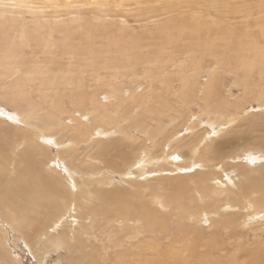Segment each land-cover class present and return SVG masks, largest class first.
Returning <instances> with one entry per match:
<instances>
[{
  "label": "bare ground",
  "instance_id": "1",
  "mask_svg": "<svg viewBox=\"0 0 264 264\" xmlns=\"http://www.w3.org/2000/svg\"><path fill=\"white\" fill-rule=\"evenodd\" d=\"M107 3L98 0L95 9ZM220 5V0H167L148 7L163 10L162 20L137 39L106 15L83 30L74 26L80 17L73 12H66L67 21L54 15L23 30L14 24L26 26L20 22L24 17L0 10V26L9 29L0 30V41L12 44L0 51L11 67L0 58V68L7 76L19 75L10 86L14 91L0 92V100L15 110L6 116L24 125L3 126L0 119V227L20 233L39 263L63 251L71 259L67 264H264V241L253 251L239 243L251 258L231 251L234 237L254 224L246 218L264 217V115L253 114L244 124L263 134L253 142L244 139L242 148L225 151L239 135L212 142L233 124L238 128L239 116L249 114L253 103L264 107V15L243 13L240 20L248 28L241 29L232 14L219 12ZM42 54L65 56L67 62L38 60ZM87 70L95 75L84 78ZM101 72L107 76L105 90L85 85L84 79L103 78ZM237 89L241 94L234 97ZM102 95L110 99L109 113L101 109ZM129 100L131 110L124 112ZM197 102L195 114L191 106ZM204 120L218 127L214 137L196 131ZM123 138L128 141L116 145ZM50 143L66 149L51 156ZM81 144L95 148L86 161L74 153ZM20 147L25 168L17 173L9 169L18 166L10 154ZM241 153L260 166L239 173L237 165L224 163ZM178 155L191 161L178 165ZM196 162L201 171L190 168ZM5 241L0 235V264H20Z\"/></svg>",
  "mask_w": 264,
  "mask_h": 264
},
{
  "label": "rangeland",
  "instance_id": "2",
  "mask_svg": "<svg viewBox=\"0 0 264 264\" xmlns=\"http://www.w3.org/2000/svg\"><path fill=\"white\" fill-rule=\"evenodd\" d=\"M16 1H22L24 4L20 5V7H17L15 5ZM94 1L96 2L98 0H0V10L11 11L12 13H9L10 16H12V14L18 12V14H20V15H17L19 20H21L22 17H24L25 21H20V22L27 24L26 26L21 27L18 23L14 24L15 26L22 28L23 30L37 26L33 22L40 19V18L48 19L54 15L60 16L61 19L63 18L64 20L67 21L68 18L65 15L66 12L67 13L73 12V13L78 14L77 16L80 17V19H78L77 22H74V26H79L80 28L82 27L81 30H83L87 27L88 22L91 23L93 18L95 19V21H92V22L95 24H99L96 21L97 17H103L104 15H106L105 20H107L108 22L110 20H116L117 22L120 21L119 23L123 24L124 28L125 27L127 28L126 31H124V32L126 33L128 31V33L131 32L132 34H137L138 37H137V35H132L134 38L137 39V38H139V35L140 36L144 35L143 33H141L142 31H145L148 27H152V25L154 23H157L160 20H162V13H160V12H162L163 10L160 12H155L156 10H151L148 7L155 8V7L159 6L160 3H162L163 1H167V0H107L108 3L106 5V7L100 8V9L97 8L98 10L95 9L97 6L95 5ZM245 1H248V2L246 3ZM27 2H29V3H27ZM220 3L221 4L223 3V6L221 8V5H220V8L218 9L219 12L220 13L223 12L224 16H230L232 14L235 21L232 22V20H231V22L232 23H234V22L239 23L240 25L238 24L237 26L241 29L248 28V27H245L243 25L245 21L240 20L242 15L251 12V15L255 18L256 15L258 13H260L262 10H263L262 11L263 13L261 12L260 14L264 15V0H220ZM237 3H239V4H237ZM229 7H230L231 11H229L230 10ZM234 7L235 8L238 7V9H236L237 11L233 10ZM247 8H248V10H246ZM249 8H251V9H249ZM76 10H78L80 12L77 13L78 11L76 12ZM250 10H252V11H250ZM257 10H260V11H257ZM248 11H250V12H248ZM22 12H25V14L21 15ZM228 14H230V15H228ZM235 15H237V16H235ZM73 16L76 17V15H73ZM81 21L82 22L85 21L84 26L80 25ZM68 22H69V20H68ZM68 22H66L65 28H68V30H71L72 25H70V24L68 25ZM93 23H91V24H93ZM76 24H78V25H76ZM0 30L6 31L9 29L7 28V25H5V26H0ZM77 30H79V29H77ZM123 30H125V29H123ZM237 30L239 31V29H237ZM252 30H254V28ZM3 39H2V41H0V51H2V50L4 51L5 49H8L9 46L12 45L4 37H3ZM13 39H15V40H13V42H19L20 43L19 38H13ZM56 44H59V43H56ZM14 47H18V46H14ZM97 47L98 46H96V48ZM126 48L128 49V47H126ZM100 49L104 50V47L102 46ZM35 50L38 51L37 49H35ZM22 55H23V57L26 56V59H24L21 56V57H18V60H22L21 58H23L24 60H29L31 58L30 56H27L25 54H22ZM28 55H31V54H28ZM0 58H3V60L5 61L7 69L9 67H11L10 64L12 61H9L7 59L4 52H3V56H2V54H0ZM40 59H42V60L44 59L46 61L51 59V60H53L54 64H59L61 62H67V57L59 56V55L51 56V55H43L42 54V55H39L38 60H40ZM73 62H74V60H73ZM101 70H104V69H101ZM0 72L5 73V76L0 79V92L6 93L7 91L11 90L10 86L14 85L17 82V80L19 79V75L16 74L15 72H12V73H10V75L7 76L6 72L2 68H0ZM102 74H104V72H101V76L103 78H101L100 80L90 81V78L84 79L85 85L91 84L93 86H97L96 89H98V90H101V89L105 90L104 86H105V82L107 81V79H106L107 76H103ZM89 75L93 76L95 74L92 73V71L87 70V73H84L83 77L86 78ZM109 79H111V78H109ZM204 80H205V78H203L202 81H204ZM37 85H38V83L35 84V86L33 84V86L35 87V90H36ZM110 85H112V84H110ZM228 85H229V82L227 80L225 82L224 89ZM154 88H156V86H154ZM92 89H93V87H92ZM143 89H144V86H141L139 88V90L136 91V93L141 92ZM87 90H90V89H87ZM227 90H228V88L225 90V92L223 94L224 97L228 96ZM11 91H14V90H11ZM171 92H174V90H171ZM240 94H241V90L237 89V91L234 92V97H238V96H240ZM128 95H129V92L127 93L126 97L124 98V101L127 100ZM102 96L105 99V101L102 99L100 100L101 101V109L103 111H106L107 113H109L110 111H112V106L109 102L110 99L105 95H102ZM197 96L201 97V94L198 93ZM137 99L138 98H136V100ZM229 100H233V97L230 98ZM143 103H145V100H143L141 102V104H143ZM127 104H129V106H126V109L124 110V112H127V111L129 112L131 110L130 105L132 104V101L131 100L127 101ZM252 106H253L252 109L248 108L249 114H247L245 112V113H243V115L239 116V119L237 120L239 122L238 128L235 127V124H233L232 127L227 129L228 131L226 130L225 132L220 133L219 135H217L218 137L215 136V141L213 140L214 139L213 138L212 142L214 144H217V143L219 144V142H221L222 140H227L234 135H239L240 136L239 141H237L236 143H233L230 146V148H225V151L238 150V149L243 147L242 142L244 141V139L247 142H253L259 137V135L263 134V131L251 132L249 130H246L244 127V124L249 121V118L253 114L264 115V107L258 109L256 103H253ZM122 108L123 107L119 104L118 109L122 110ZM191 109L193 110V112L195 114H197L200 110V103L197 102L195 105L191 106ZM0 111L4 113V115H2L0 118V119H2V121L4 123V124H2L3 126L7 125V126H12V127H16V126L24 127V125L22 123H20V122L18 123L16 121H13L12 119L10 120V118H8V116H6V115H13V114L15 115V110L10 105H7L2 100H0ZM190 122H191V120L188 122V124H190ZM18 124H20V125H18ZM69 125L75 126L76 123L70 122ZM122 125L126 126V123H122ZM171 127H172V124H170L167 127V129L170 130ZM217 130H218L217 126L212 127L210 125H207L206 120L203 121L201 127H198L196 129V131H206L203 138L208 137L209 135H213V134L215 135V132H217ZM179 131L181 132L179 134H183L182 131H185V128H181V129H179ZM196 131L194 130L190 134L191 135L195 134ZM133 134H135V136H137L136 132H134ZM214 135H213V137H214ZM184 139L188 140L189 138L186 135H184ZM126 141H128V139L123 138V140H119L116 143V145H121L123 143H126ZM212 142H210V143H212ZM50 144H49V146L51 147V156L56 155L57 150L61 151V150L66 149V147H64V148L63 147H56L54 144H52V143H50ZM17 149L18 148L14 149V152H12L10 154V157L12 158V156H14L13 159H16V164L18 166L15 167L14 164H11L9 166V169L16 170L17 173H19L21 171L20 170L21 167L25 168V165L22 162V155H21V151H23V150L21 147L19 148L20 152ZM90 150H91L90 147H88L87 145L85 146V145L81 144L78 146V148L76 149V151L74 153L76 155H80V158H83L84 161H86L85 156L88 154V152ZM93 150H91L89 153H91ZM170 150H171V148L168 149V152ZM245 156L246 155H243V153H241L240 156L238 157L239 158L238 160H234V161L233 160H224V163L225 164L233 163V164L237 165L235 170H237L239 173L243 172L244 170H251L253 172L254 170H256L260 166V163H257V162L250 165V160L247 158V156L246 157ZM178 158L181 160L180 163L179 162L177 163L178 165H183L182 164L183 162H186V164H189V162L191 161V160L187 161L185 158L181 157L180 155H178ZM196 159L197 158H194L192 160H196ZM231 161H233V162H231ZM93 163H95V162H93ZM197 163L198 162H196L195 165L190 166V168L194 167L196 170L201 171L202 165H198ZM60 166H61V171H63L64 173H67V170H66L67 164L62 163ZM183 168H185V166ZM208 170L209 169H206V171H208ZM237 171H236V174H237ZM185 172H188V170ZM194 172L190 171V174H192ZM116 178H118V177H116ZM222 191H226V189L222 188ZM12 195H13V197H16V194L12 193ZM221 197L223 198L224 196H221ZM227 197H228V195H227ZM15 199L19 200L20 198H14L12 200V202H15ZM240 212H242V211H240ZM243 215H244V213H243ZM248 219H253L254 224H248L247 226L245 225V227L241 231V233L239 235H236L233 239V242L237 245L231 251H233L234 253H237V258H243V257L251 258L252 257V255L249 252L239 250V243L246 245V247L248 248V249L246 248L247 251H253L254 247L257 243L264 241V227L262 226V225H264V217H258V218L248 217V218H246V222H249ZM242 221H243V219H241V222ZM203 227L205 229H207L208 223H205ZM10 229L11 228L6 226L5 233H4L2 231V228L0 227V235L3 236L5 234V238H6L5 247L9 250L8 253L19 258L18 260H19L20 264H41L36 259L33 258L32 254L25 247V243H24L25 240H24L23 236L20 233H16ZM211 232H212L211 229L205 230L203 232L204 237L207 238L211 234ZM243 235H246V236L242 237ZM221 238H224V236H222ZM219 241H221V240H219ZM242 249H245V248L242 247ZM66 256H67L66 252H63V251L57 252L56 254L52 253L49 256H47V258L43 264H67L71 261V259L69 257H66ZM227 259H228V256L225 257V260H227Z\"/></svg>",
  "mask_w": 264,
  "mask_h": 264
}]
</instances>
